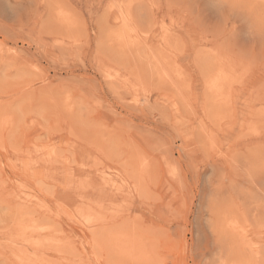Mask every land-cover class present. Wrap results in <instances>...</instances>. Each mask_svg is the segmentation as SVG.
Returning <instances> with one entry per match:
<instances>
[{"label": "rangeland", "instance_id": "obj_1", "mask_svg": "<svg viewBox=\"0 0 264 264\" xmlns=\"http://www.w3.org/2000/svg\"><path fill=\"white\" fill-rule=\"evenodd\" d=\"M153 1L0 0V264H264V0Z\"/></svg>", "mask_w": 264, "mask_h": 264}, {"label": "bare ground", "instance_id": "obj_2", "mask_svg": "<svg viewBox=\"0 0 264 264\" xmlns=\"http://www.w3.org/2000/svg\"><path fill=\"white\" fill-rule=\"evenodd\" d=\"M154 1H155V0H154ZM154 1H153V2H154ZM215 2H216V1H215ZM238 2H239V1H238ZM156 3H157V2H156ZM233 3H234V2H233ZM235 3H236V2H235ZM235 3H234V4H235ZM260 3H261V1H260ZM126 4H127V3H126ZM229 4H230V3H229ZM256 4H257V3H256ZM257 5H258V4H257ZM145 6L147 7V5H145ZM126 7H127V6H126ZM256 8H257V7H256ZM134 9H135V8H134ZM147 9H148V8H147ZM115 10H116V9H115ZM102 12H103V11H102ZM130 12H131V11H130ZM130 12H129V13H130ZM146 12H147V11H146ZM103 14H104V13H103ZM150 14H151V13H150ZM129 17H130V16H129ZM150 17H151V16H150ZM252 17H253V16H252ZM262 17H263V16H262ZM258 18H259V17H258ZM260 18H261V17H260ZM147 19H148V18H147ZM250 19H251V18H250ZM148 20H149V19H148ZM249 21H250V20H249ZM256 21H257V20H256ZM148 22H149V21H148ZM135 23H136V21H135ZM135 23H134V24H135ZM121 24H122V23H121ZM128 24H129V23H128ZM141 25H142V24H141ZM141 25H140V26H141ZM113 26H114V25H113ZM113 26H112V27H113ZM117 26H118V25H117ZM140 26H139V27H140ZM115 27H116V26H115ZM143 27H144V25H143ZM142 31H143V30H142ZM248 31H249V30H248ZM147 32H148V31H147ZM263 32H264V31H263ZM141 33H142V32H141ZM132 34H133V33H132ZM173 34H174V33H173ZM206 34H207V33H206ZM227 34H228V33H227ZM167 35H168V34H167ZM174 35L176 36V34H174ZM124 36H125V35H124ZM131 36H132V35H131ZM134 36H135V35H134ZM170 36H171V35H170ZM177 36H178V35H177ZM172 37H173V36H172ZM165 39H167V38H165ZM232 41H233V40H232ZM168 42H169V41H168ZM135 43H136V42H135ZM170 43H171V42H170ZM168 46H169V45H168ZM220 47H221V46H220ZM220 47H219V48H220ZM231 49H232V48H231ZM228 53H229V52H228ZM223 55H227V54H224V53H223ZM227 56H228V55H227ZM221 57H222V56H221ZM224 59H225V58H224ZM224 59H223V60H224ZM223 60H222V61H223ZM222 63H223V62H222ZM226 64H227V63H226ZM219 68H220V67H219ZM219 68H218V69H219ZM223 68H224V67H223ZM223 68H222V70H223ZM220 72H221V71H220ZM225 72H226V70H225ZM225 72H224V73H225ZM226 73H227V72H226ZM226 73H225V74H226ZM219 74H220V73H219ZM220 75H221V74H220ZM226 75H227V74H226ZM224 76H225V75H224ZM220 79H221V77H220ZM225 80H226V79H225ZM207 81H208V80H207ZM223 81H224V80H223ZM204 82H205V81H204ZM216 82L218 83V81H216ZM222 85H223V83H222ZM220 86H221V83H220ZM207 87H208V86H207ZM249 131H250V130H249ZM41 150H42V149H41ZM54 151H55V150H54ZM53 153H54V152H53ZM57 155H58V153H57ZM46 159H47V158H46ZM91 161H92V160H91ZM19 164H20V163H19ZM86 169H87V168H86ZM109 181H110V180H109ZM260 199L264 202V195L261 196ZM254 200H255V199H254ZM71 201H72V200H71ZM259 201H260V200H259ZM263 202H262V203H263ZM65 204H66V203H65ZM263 204H264V203H263ZM263 204H261V205H263ZM16 205H17V204H16ZM72 205H73V204H72ZM65 206H66V205H65ZM80 206H81V205H80ZM263 206H264V205H263ZM228 207H229V206H228ZM69 208H70V207H69ZM25 210H26V209H25ZM30 210H31V209H30ZM28 211H29V210H28ZM92 211H93V210H92ZM92 211H90V212H92ZM228 211H229V210H228ZM70 212H71V211H70ZM72 212H73V211H72ZM223 212H224V210H223ZM223 212H222V213H223ZM256 212H257V211H256ZM22 213H23V212H22ZM31 213H32V212H31ZM80 213H81V211H80ZM238 213H240V212H238ZM254 213H255V212H254ZM82 215H83V214H82ZM86 215H87V214H86ZM253 215H254V214H253ZM22 219H23V218H22ZM232 220L235 221L234 218H233ZM256 220H257V218H256ZM38 221H39V220H38ZM86 221H87V220H86ZM25 222H27V220H26ZM237 222H238V221H237ZM87 223H89V222L87 221ZM227 224H228V223H227ZM252 224H253V223H252ZM262 225H263V224H262ZM32 226H33V225H32ZM240 226H241V225H240ZM258 227H259V225H258ZM262 227H264V226H262ZM262 227H261V228H262ZM31 228H33V227H31ZM228 228H229V227H228ZM45 234H46V233H45ZM45 243H46V242H45ZM12 244H13V243H12ZM48 244H49V243H48ZM48 246H49V245H48ZM50 246H52V245L50 244ZM53 246H54V245H53ZM43 247H44V246H43ZM104 247H105V246H104ZM50 248H52V247H50ZM106 249H107V248H106ZM69 251H70V250H69ZM43 252H44V251H43ZM65 252H66V251H65ZM66 253H68V251H67ZM255 253H258V252H255ZM72 254H73V253H72ZM249 254H250V253H249ZM67 255H68V254H67ZM247 256H248V253H247ZM249 256H250V255H249ZM251 256H253V255L251 254ZM255 258H256V257H255ZM260 258H261V257H260ZM248 259H249V257H248ZM260 260H261V259H260ZM245 261H246V260H245ZM74 262H75V261H74ZM64 264H65V263H64Z\"/></svg>", "mask_w": 264, "mask_h": 264}]
</instances>
